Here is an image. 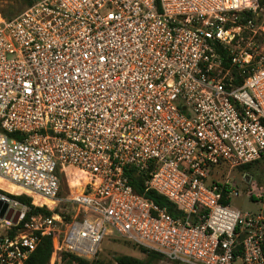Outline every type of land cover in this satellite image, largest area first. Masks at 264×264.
Wrapping results in <instances>:
<instances>
[{
	"label": "built area",
	"instance_id": "built-area-1",
	"mask_svg": "<svg viewBox=\"0 0 264 264\" xmlns=\"http://www.w3.org/2000/svg\"><path fill=\"white\" fill-rule=\"evenodd\" d=\"M258 9L37 0L0 13V177L20 189L0 192V264H25L45 237L53 264L92 260L112 232L177 264H264V207L231 206L233 172L264 158V47L241 45L263 35ZM134 174L183 215L138 195ZM19 196L52 215L28 218Z\"/></svg>",
	"mask_w": 264,
	"mask_h": 264
},
{
	"label": "rangeland",
	"instance_id": "rangeland-1",
	"mask_svg": "<svg viewBox=\"0 0 264 264\" xmlns=\"http://www.w3.org/2000/svg\"><path fill=\"white\" fill-rule=\"evenodd\" d=\"M259 2V1H258ZM26 5L21 0H16L14 2V15L21 12ZM254 25L258 27H264V7L259 4V9L257 15L254 16ZM264 35V32H262ZM258 35L255 37L253 33L249 31L244 32L242 35V47L249 46L250 43H257L259 46V51L263 52L264 47V36ZM255 37V38H254ZM234 178L235 185L240 192L239 197H235L231 200V206L242 211H258L264 207V199L253 200L250 199L251 195H264V158L258 163L251 166L249 170L237 169L232 174ZM0 182L12 186L14 189H19L17 186L10 184L4 179H0ZM0 188V192H1ZM251 191V192H250ZM52 204L51 202H47ZM64 207V206H63ZM63 211L66 209L63 208ZM54 253V250H53ZM52 253V254H53ZM160 255V254H159ZM54 257V254L51 255ZM120 256H132L138 259H145L146 255L141 252V250L130 243L128 240L120 239L115 233H110L108 237L99 246L98 253L96 255L97 260L104 261L106 264H116V258ZM52 257L49 264H52ZM61 259V258H60ZM93 260V259H92ZM62 264V259H61ZM158 264H177L165 258V256L160 255V260Z\"/></svg>",
	"mask_w": 264,
	"mask_h": 264
},
{
	"label": "trees",
	"instance_id": "trees-1",
	"mask_svg": "<svg viewBox=\"0 0 264 264\" xmlns=\"http://www.w3.org/2000/svg\"><path fill=\"white\" fill-rule=\"evenodd\" d=\"M16 0H0V13L5 18H11L14 15V2ZM24 2L26 7H29L33 5L37 0H21ZM261 7H264V0H258ZM25 7V8H26ZM254 19V17H251ZM226 67H228L227 64H225ZM237 74V72H234ZM259 162V161H258ZM256 162V163H258ZM255 163V164H256ZM251 165L245 166L240 168L241 170H249L251 168ZM221 179V177H220ZM149 180L148 176L145 175H137L134 174L131 176V185L134 189V191L140 195L141 197L147 199L148 201L155 203L162 209H167L169 214H171L173 217L178 218L182 216V212L171 202H169L165 197L159 195L157 192L151 190L147 186V182ZM0 188L11 191V192H17V189H14L12 186H9L8 184L0 182ZM18 200H20L22 203L27 204L32 207V213L28 216V218L31 215L42 213L46 216H51L52 212L47 210V208L41 209V208H35L32 206V199L27 196H19L16 197ZM227 203V202H226ZM55 241L54 237H45L43 238L42 242L38 246V248L33 252V254L30 256V258L27 260L25 264H49V261L51 259V255L53 253L54 247L53 243ZM131 243V242H130ZM137 246V245H135ZM141 252H143L146 257L145 259L141 260L132 256H120L116 258V264H158L160 260V255L155 252H151L148 250H145L139 246H137ZM96 258V257H95ZM89 260L85 258L78 257L74 255L71 252H63L61 253V259L62 264H106L104 261H100L97 259ZM54 263V259L52 260V264Z\"/></svg>",
	"mask_w": 264,
	"mask_h": 264
},
{
	"label": "water",
	"instance_id": "water-1",
	"mask_svg": "<svg viewBox=\"0 0 264 264\" xmlns=\"http://www.w3.org/2000/svg\"><path fill=\"white\" fill-rule=\"evenodd\" d=\"M6 209H7V205L0 202V219L4 218V214L6 212Z\"/></svg>",
	"mask_w": 264,
	"mask_h": 264
},
{
	"label": "bare ground",
	"instance_id": "bare-ground-1",
	"mask_svg": "<svg viewBox=\"0 0 264 264\" xmlns=\"http://www.w3.org/2000/svg\"><path fill=\"white\" fill-rule=\"evenodd\" d=\"M0 179H4V178H1V177H0ZM4 180H5V179H4ZM7 182H8V181H7ZM9 183H10V182H9ZM10 184H12V183H10ZM13 185H14V184H13ZM14 186H15V185H14ZM1 189H2V188H1ZM18 190H20V189H18ZM18 190H17V191H18ZM7 191H8V190H7ZM10 192H11V191H10ZM46 202H49V201L46 200ZM52 259H54V261H55V255H54V257H52Z\"/></svg>",
	"mask_w": 264,
	"mask_h": 264
}]
</instances>
